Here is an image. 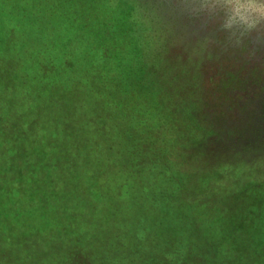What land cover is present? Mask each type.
<instances>
[{
  "label": "trees",
  "instance_id": "obj_1",
  "mask_svg": "<svg viewBox=\"0 0 264 264\" xmlns=\"http://www.w3.org/2000/svg\"><path fill=\"white\" fill-rule=\"evenodd\" d=\"M104 2L100 13L88 0H30L25 3L32 14L25 17L27 26H17L11 33L14 37L9 38L13 47L10 51L14 53L9 62L22 71L19 75L26 85L23 87L26 100L37 101L42 95L50 96L52 103L51 107L36 105L35 115L39 118L32 124L25 120L17 123L28 125L29 134L36 135L33 141L37 147L47 145L43 156L24 162L11 154L0 156V249L14 242L31 248L36 241L34 247L42 249L47 264H51L48 258L57 249H61V253L56 263H68L63 259L68 255L64 238L58 235L55 247L49 244L53 225H61L64 217L59 199L65 197L66 190L56 185L57 180L53 179L44 162L55 139L59 138V132L64 135L69 132L64 138L69 141L77 140L81 133L87 137L85 144L90 147L75 144L71 147V152L77 150L78 159L72 178L83 179L87 167L89 177L85 179L91 193H98L95 184L98 168L94 163L99 146L106 149V158H103L106 166L102 167V172L108 180L116 181L117 176L121 177V171L128 174L123 165L129 163L127 156L131 149L134 151L132 156L138 158L130 168L135 176L137 166L143 167L146 161L149 162L148 147L145 142L142 145L144 134L153 130V125L156 132L160 131L161 114L168 107L171 94L178 88L189 87L190 81L201 76V70L207 72V77L214 83L211 94L229 100L224 105L233 114L241 112V105L246 101L258 100V95L249 90V84L258 87L259 83H264V76L260 78L256 66L261 59L237 48L240 44L249 46V39L257 36L249 32L251 37L242 43L238 41L240 30L224 27L223 11L216 0ZM35 6L37 11L33 9ZM160 11L168 15L170 22L173 21L170 15L175 12L172 17L178 20L176 26L171 24L169 46L161 44L154 36L152 21ZM20 14L23 16V12ZM230 33L234 35L229 36ZM166 52L170 55L165 56ZM261 61L264 62V56ZM228 96L235 97L229 99ZM22 114L27 113L17 112L19 119ZM5 122L6 117L1 115L0 126L4 127ZM174 125L167 128L172 135ZM117 127L128 131H119ZM99 130L103 131L104 137L98 144ZM187 132L194 134L191 130L185 134ZM176 144L171 142L168 146V156L175 161L181 150ZM83 166L86 167L83 169ZM216 168V178L209 177L205 181L209 186L215 179L223 182L219 173L226 167L218 165ZM80 182L83 184V180ZM251 182L241 183L246 196L231 206L226 217L221 214L233 225L235 232L230 234H237L229 238L240 240V246L246 251L242 239L247 226L259 222L264 214V190L259 188V183L254 186ZM108 198L112 197L104 195L105 200ZM69 229L74 233L86 232L89 236L87 230L77 224L71 223ZM87 240L91 239L88 237ZM51 242L55 243L54 237ZM234 254L231 246L228 253L220 252L219 256L224 263L229 260L228 264H233ZM2 257L0 252V260Z\"/></svg>",
  "mask_w": 264,
  "mask_h": 264
},
{
  "label": "rangeland",
  "instance_id": "obj_2",
  "mask_svg": "<svg viewBox=\"0 0 264 264\" xmlns=\"http://www.w3.org/2000/svg\"><path fill=\"white\" fill-rule=\"evenodd\" d=\"M29 1L0 0V76L4 75L0 78V121L1 115L6 117L4 127L0 126V156L11 154L22 162L40 159L47 145L37 147L33 141L36 135L29 134L28 125L17 123L25 120L32 124L39 118L35 115L36 105L48 107L52 103L50 96L42 95L37 101L26 100L23 95L26 85L19 75L22 71L9 62L14 54L10 51L13 48L9 44L11 33L17 26H27L25 17L32 16L30 7H25ZM88 1L96 11L102 12L104 0ZM33 9L37 11L36 6ZM174 14L170 15L173 20L170 22L168 15L160 11L152 21L155 38L166 46L171 41V24H178L172 17ZM167 55L169 52L165 53ZM14 75L17 76L13 79H5ZM190 82L185 90L178 88L171 94L168 107L161 114L160 128L158 122L155 123L160 131L156 132L153 125V130L144 134L142 145L145 142L148 147L149 162L143 167L138 165L135 176L130 168L138 158L132 156L131 149L127 156L129 163L123 165L128 174L121 171L116 181L108 180L102 172V167L106 166L103 161L106 149L99 146L94 163L98 168L95 180L98 193H91L85 179L89 177L86 166H83V169L86 167L83 179H79L83 184L72 178L78 159L77 150L71 152V147L73 144L90 147L85 144L87 137L81 133L77 140L69 141L64 139L69 132L58 133L59 138L55 139L44 162L57 180L56 185L66 193L59 199L64 211L62 224L53 225L49 244L55 247L59 236L64 238L68 255L63 259H67V264H228L229 260L224 263L219 255L228 253L231 246L235 252L233 264H264V214L259 222L247 226L242 239L247 251L240 246V240L229 238L237 234H230L234 231L233 225L221 216L226 217L231 206L246 196L241 183L246 180L252 181L254 186L259 183V188L264 190V84L258 87L249 84V90L258 95V100L246 101L241 105L242 111L233 114L224 105L229 100L211 94L214 83L207 72L201 70V76ZM20 109L27 114L19 119ZM169 125H174L173 135L167 131ZM187 130L194 134H185ZM126 131L128 129L122 130ZM97 133L99 144L104 134L101 130ZM171 142L181 148L176 161L168 156ZM218 165L226 167L219 173L223 182L215 179L209 186L205 181L209 177L216 178ZM104 195L112 198L105 200ZM71 223L86 229L89 236L86 232L69 231ZM88 237L95 243L87 240ZM34 243L31 248L18 242L7 244L0 249L3 256L0 263L38 264L40 261L47 264L42 249L34 247ZM60 253L61 249H57L55 254H50L51 264H57Z\"/></svg>",
  "mask_w": 264,
  "mask_h": 264
},
{
  "label": "clouds",
  "instance_id": "obj_3",
  "mask_svg": "<svg viewBox=\"0 0 264 264\" xmlns=\"http://www.w3.org/2000/svg\"><path fill=\"white\" fill-rule=\"evenodd\" d=\"M223 11L224 27L251 30L264 22V0H216Z\"/></svg>",
  "mask_w": 264,
  "mask_h": 264
},
{
  "label": "flooded vegetation",
  "instance_id": "obj_4",
  "mask_svg": "<svg viewBox=\"0 0 264 264\" xmlns=\"http://www.w3.org/2000/svg\"><path fill=\"white\" fill-rule=\"evenodd\" d=\"M208 1V0H207ZM239 35H238V41H240L242 43V40L246 39L247 37H251L249 35V32H252L253 35L257 36V38L255 37V39H253L252 37L249 39V46H242L241 44L237 47L241 49L246 53L252 54L255 57V59H261L264 56V22H261L256 28L251 29V30H241L239 29ZM230 35H234V33H230ZM228 36V37H229ZM260 36H262V38H259ZM259 60L257 63V71H259V76L260 78H262L263 72H264V62ZM264 83H259L260 85H263Z\"/></svg>",
  "mask_w": 264,
  "mask_h": 264
}]
</instances>
